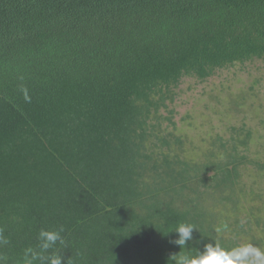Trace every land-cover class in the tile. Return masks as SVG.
Returning a JSON list of instances; mask_svg holds the SVG:
<instances>
[{
  "label": "trees",
  "instance_id": "1",
  "mask_svg": "<svg viewBox=\"0 0 264 264\" xmlns=\"http://www.w3.org/2000/svg\"><path fill=\"white\" fill-rule=\"evenodd\" d=\"M254 59L264 0H0V264L41 230L63 229L45 253L63 264H171L180 223L264 249V133L242 121L192 150L170 106L183 77Z\"/></svg>",
  "mask_w": 264,
  "mask_h": 264
},
{
  "label": "rangeland",
  "instance_id": "2",
  "mask_svg": "<svg viewBox=\"0 0 264 264\" xmlns=\"http://www.w3.org/2000/svg\"><path fill=\"white\" fill-rule=\"evenodd\" d=\"M175 91V99L170 104L172 121L187 136V148L198 150L208 133L226 135L228 126L242 121L264 133L257 127L258 118L253 113V108L258 106L257 112L264 117V60L254 59L218 69L204 81L183 77ZM240 93L247 99L239 110L231 111L229 103Z\"/></svg>",
  "mask_w": 264,
  "mask_h": 264
},
{
  "label": "clouds",
  "instance_id": "3",
  "mask_svg": "<svg viewBox=\"0 0 264 264\" xmlns=\"http://www.w3.org/2000/svg\"><path fill=\"white\" fill-rule=\"evenodd\" d=\"M227 223L215 229L216 232L228 231ZM41 230L38 234L40 241L38 250L28 248L25 252V264H37L38 261L44 259L47 264H63L62 258L55 252L45 256L49 249L54 248L57 242L63 243L61 232ZM196 231L192 224L180 223L170 233H175V238L168 239V243L180 248L179 252L171 253L168 256V262L171 264H264V249L252 244H241L232 248H225L214 242L202 243V240L194 242L193 233ZM6 242V241H5ZM189 242H194L195 245L202 243V248L197 247V251L193 254L186 251Z\"/></svg>",
  "mask_w": 264,
  "mask_h": 264
}]
</instances>
